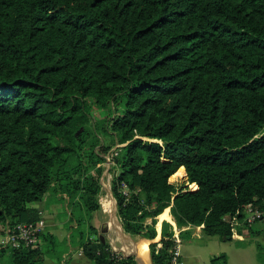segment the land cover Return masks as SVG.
<instances>
[{
	"label": "trees",
	"instance_id": "16d2710c",
	"mask_svg": "<svg viewBox=\"0 0 264 264\" xmlns=\"http://www.w3.org/2000/svg\"><path fill=\"white\" fill-rule=\"evenodd\" d=\"M109 104L99 129L120 143L110 189L122 229L153 237L169 205L177 226L229 236L224 213L264 204V0H0L1 229L36 219L28 204L51 189L83 211L69 227L87 264L133 262L88 235L109 148L96 149L90 111ZM169 227L148 243L153 264L166 263ZM6 252L3 264L41 259L39 241Z\"/></svg>",
	"mask_w": 264,
	"mask_h": 264
},
{
	"label": "crops",
	"instance_id": "0c3cea01",
	"mask_svg": "<svg viewBox=\"0 0 264 264\" xmlns=\"http://www.w3.org/2000/svg\"><path fill=\"white\" fill-rule=\"evenodd\" d=\"M176 175L175 177H177ZM183 175L184 172L178 178H173V182H176L175 180H184ZM168 180L172 181L169 177ZM194 186V183L190 184V187ZM99 190L97 195L98 203H100ZM28 206L31 210L38 212V217L42 220V234L49 233L57 241L64 240L67 244L66 248L56 253V259H52L45 256V251L42 250L41 245L46 241L40 237L39 248L41 250V259L38 261V264H87L89 262V258L75 248V240L70 236L71 229L69 226L75 225L74 216H80L83 212L82 210H74L72 212L67 206L66 196L51 189L46 190L41 198L30 202ZM62 206L66 209L65 214H63ZM101 208L104 209L99 204L97 208L90 212L89 221H92H90V224L94 227L95 233L88 232V235L91 237L95 234L99 237L102 236V239H105L110 248H120L132 254L133 262L131 264H153L148 250V243L155 241L156 245H160L159 238L162 220L169 223L170 236L175 232L180 238L179 264H207L210 257L220 253L224 254L225 264H264V258L262 262L258 260L256 256L257 249L255 248L257 245L264 255V219L253 222L246 230L236 236H219L217 234L204 233L201 228L202 223H188L177 226L169 211V205H167L160 211L161 213L159 212L160 214L157 213L154 216L153 226L155 234L149 238L137 234L132 235L122 229L120 220L119 218L117 220L118 216L116 217V201L111 189L107 207V210L110 212V222H105L102 227H97L98 217L104 216ZM150 220V217L145 219L146 222H150ZM220 237L222 239L232 238L242 243L224 246L219 241ZM247 241L250 242L246 243ZM6 253V249L0 250V259L6 258Z\"/></svg>",
	"mask_w": 264,
	"mask_h": 264
},
{
	"label": "built area",
	"instance_id": "2783aa9c",
	"mask_svg": "<svg viewBox=\"0 0 264 264\" xmlns=\"http://www.w3.org/2000/svg\"><path fill=\"white\" fill-rule=\"evenodd\" d=\"M115 144L117 146L120 143ZM115 153L116 148L113 146L112 149H109L104 153L103 162L106 164L113 163ZM222 219L228 225L229 235L236 236L246 230L253 222L259 219H264V204L258 205L247 202L241 207L236 208L233 212L224 213L222 215ZM41 230L42 220L40 217H37L34 220L16 221L7 225V227L3 229L0 228V249L18 248L22 245L38 242V235ZM170 239L172 243L169 248V254L165 264H179L180 238L177 233L174 232L170 236ZM158 246L159 244L156 245V247ZM110 249L114 251L118 258L127 253L125 250L116 247H111Z\"/></svg>",
	"mask_w": 264,
	"mask_h": 264
},
{
	"label": "rangeland",
	"instance_id": "374dc122",
	"mask_svg": "<svg viewBox=\"0 0 264 264\" xmlns=\"http://www.w3.org/2000/svg\"><path fill=\"white\" fill-rule=\"evenodd\" d=\"M116 109L113 108V106L111 104H109L108 107H106V108H99V107H92L91 108L90 120L93 123V125H95V127H96L95 131H97V137H98L97 138L98 143H97L96 149H98L100 152H102V147L105 145L109 146V148L105 152H107L109 149H112L113 146L116 147V144H115L116 142L114 141V137L112 136V133L107 132V131H102L99 129V124L101 122L103 124H105L104 121L106 119H109V117L115 113ZM112 164L113 163L106 164L103 161L100 162L101 172L98 176V181L100 183V190H99L100 203L99 204H100V207L101 206L104 207L105 210L101 208L102 209L101 211L103 212L104 216L98 217L97 227H102L105 224V222H108V221L110 222V214H109L110 212L107 210V207H108L109 198H110V186H109L110 185V179H111L112 172L114 171V166ZM180 172H183V171H180ZM173 177H175V175ZM178 177H176V178H178ZM171 178H170V180L173 181V179H171ZM175 181L178 183H181L183 180H175ZM62 210H63V214H65L66 209H64L63 206H62ZM116 217H117V215H116ZM117 220H118V217H117ZM82 227L86 229V224H83ZM219 241H220L221 245H224V246L225 245H235L236 243H242V242H239V241L234 240L232 238H226V239L223 238L222 239V237L219 238ZM248 242H250V241H247L246 243H248ZM66 247H67V244L65 243L64 240L57 241L56 239H54L52 242H48V241L44 242L41 245L42 250L45 251V256L52 258V259H56V253L59 252L61 249L66 248ZM255 248H256V246H255ZM49 252H51V253L49 254ZM51 255H53V256H51ZM4 260H5V258L4 259L1 258L0 264H3Z\"/></svg>",
	"mask_w": 264,
	"mask_h": 264
},
{
	"label": "water",
	"instance_id": "95a60500",
	"mask_svg": "<svg viewBox=\"0 0 264 264\" xmlns=\"http://www.w3.org/2000/svg\"><path fill=\"white\" fill-rule=\"evenodd\" d=\"M170 175H171V174H170ZM170 175H169V176H170ZM183 176H184L183 178L185 179V177H186V176H185V172H184V175H183ZM184 184H186V185H188V186L190 187L189 182H187L186 180L184 181ZM100 238H102V236H100Z\"/></svg>",
	"mask_w": 264,
	"mask_h": 264
},
{
	"label": "bare ground",
	"instance_id": "6f19581e",
	"mask_svg": "<svg viewBox=\"0 0 264 264\" xmlns=\"http://www.w3.org/2000/svg\"><path fill=\"white\" fill-rule=\"evenodd\" d=\"M179 175H182V172H179V173L177 174V177H178ZM173 178H176V177H172L171 179H173ZM125 246H126V245H125Z\"/></svg>",
	"mask_w": 264,
	"mask_h": 264
}]
</instances>
